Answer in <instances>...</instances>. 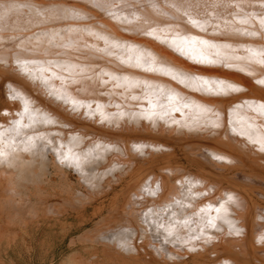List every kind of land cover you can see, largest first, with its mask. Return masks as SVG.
<instances>
[{"label":"bare ground","instance_id":"bare-ground-1","mask_svg":"<svg viewBox=\"0 0 264 264\" xmlns=\"http://www.w3.org/2000/svg\"><path fill=\"white\" fill-rule=\"evenodd\" d=\"M9 2L38 5L41 11L56 5H77L90 16V19L81 21V25L87 24L97 31L140 44L165 60L186 69L196 67L150 38L137 35L136 22L117 24L108 16L106 6L115 3L123 9V15L136 12L143 17L154 18L148 7L149 0H95L104 7H92L94 0H0V5ZM154 2L163 7L166 0ZM35 11L23 7L0 22V44L3 47H13L24 42L23 46L31 49L38 35L46 31L62 30L72 23H38L39 18L36 17ZM158 19L163 21V18ZM61 35L65 34L61 32ZM208 38L220 43L233 40L259 43L248 41L244 37L225 35ZM3 47H0V60L8 59L9 56L3 51ZM45 50L48 54L44 59L69 60L74 64L94 66L88 74L91 79L86 76L79 83L70 86L69 90L74 96L99 101L104 105L111 103L135 104L141 108L148 106L146 99L126 101L119 95L118 89L112 90L111 85H101L95 73L101 68L116 70L113 68L115 61L113 64L108 63L112 58L93 59L87 50L76 51L57 47L55 44L49 46L46 40L36 52L39 54ZM204 74L237 83L245 91L212 105L221 112V128L188 131L185 128L168 127L163 123L153 127L139 119L121 120L118 127L101 124L86 118L83 112L71 113L67 111V106L47 97L38 84H33L14 71L10 60L7 64L0 63V126L7 128L8 121L15 118V113L20 109L17 101L7 99L6 94L11 85L31 96L35 107L51 112L67 125L64 128L37 126V132L50 133V139L66 146L70 135L82 137L79 148L75 149L77 152H86L95 142H110L119 149V152L101 153V159L87 164L84 172L88 175L85 176L71 168L53 164L50 151L43 167L35 161L28 163V159L32 158L24 153H20L21 159L25 161L20 168L9 169L0 165V237L5 236L4 239L9 241L5 244L6 248H0V257L1 254H9V244L14 242L18 235L15 230L22 229L18 233L24 238L29 237L31 241L41 240L40 237L47 233L56 235L59 231L58 236L67 242L65 248L68 253L64 254L65 257L58 264H152V261L157 259L153 249L163 245L162 229L158 231L153 226L150 231H144L142 239L135 241L138 249L135 256L119 247L123 236L133 231L134 227H140L139 219L132 213L139 214L149 209L153 213L159 212L158 217L150 216V221L157 219L166 226L171 223L176 228L177 235L184 237L188 234V227L182 223L184 219H189V226L195 228V224L191 222L198 219L195 213L201 207L208 204L217 207L226 194L232 193L238 196L240 207L228 206L229 219L238 222V226L244 230L243 235L239 238L230 236L227 225L217 221L221 231L208 230L213 239L207 244L196 242L195 251L189 252L179 243L175 247L172 244L163 245L171 256L176 257L167 264H222L223 261H228V264H264V245L256 242L258 236L264 233V154L253 150L251 146L245 147L246 141L228 130L229 109L232 105L244 99H264V88L254 83V77H248L244 73L207 69ZM172 86L178 87L174 84ZM76 89L80 91L77 92ZM110 91L114 92L111 96L107 94ZM186 94L201 101L215 100L202 97L199 93ZM105 110L116 111L112 107ZM4 112H7V115H4ZM253 115L241 110L238 116L233 115L232 119L234 122L239 119L240 124L236 126L244 127L247 117ZM176 117L181 119L179 113ZM255 123L260 124V120ZM29 134H32L31 130ZM19 142L20 137H17L14 143L18 148L21 147ZM134 144H147L157 150L149 148L141 156L131 151ZM0 148L7 149L8 141L0 144ZM215 156L224 159H213ZM106 170L112 171L108 174ZM149 178L153 184L160 182V191L155 197L145 194L143 199H138L141 187ZM185 178L199 181L192 189L194 193L207 190L208 195L195 199L187 197L183 192L187 185L181 184ZM174 200L183 201L185 206H177ZM189 203L190 206H187ZM129 207L132 208V213L127 211ZM172 213H175V216ZM211 214L214 216L215 212ZM74 230L78 231L74 233Z\"/></svg>","mask_w":264,"mask_h":264},{"label":"snow or ice","instance_id":"snow-or-ice-1","mask_svg":"<svg viewBox=\"0 0 264 264\" xmlns=\"http://www.w3.org/2000/svg\"><path fill=\"white\" fill-rule=\"evenodd\" d=\"M23 7L36 10L38 23L52 21H72V23L62 30L46 31L38 35L31 49L25 48L24 42L13 47H3L0 44L3 51L9 54L8 59L0 60V63L7 64L10 60L13 70L33 84H38L47 97L67 106V111L83 112L86 118L101 124L118 127L121 120L139 119L153 127L163 123L168 127L175 126L188 131L221 128L223 126L221 112L212 105L238 95L245 89L227 79L204 74V70L207 69H226L244 73L248 77H254V83L264 88V0H199V2L198 0H166L163 7L154 0H149L148 7L154 18L143 17L136 12L123 15V9L115 3L106 6L108 16L115 23L136 22L137 35L150 38L188 64L196 66L188 69L165 60L140 44L123 40L107 32L97 31L87 24L81 25L80 22L90 19V16L77 5L70 7L56 5L41 11L38 5L9 2L0 5V22ZM92 7H104V5L94 0ZM158 18H163V21ZM61 32L65 35H61ZM218 35L244 37L248 41H259V43H245L242 40L220 43L208 38ZM45 40L49 46L55 44L57 47L76 51L87 50L92 54L90 58L93 59L112 58L108 63L113 64L115 61L113 68L116 70L101 68L95 73L101 85H111L112 90L118 89L119 95L126 101L146 99L148 106L141 108L135 104L104 105L99 101L94 102L74 96L69 90L70 86L79 83L86 76L91 79L88 74L94 66L74 64L69 60L44 59L43 57L48 54L47 51L38 54L36 50ZM173 84L178 87H173ZM76 91L79 92L80 89ZM186 93H199L202 97L215 98V100L201 101ZM107 94L111 96L114 92L110 91ZM6 95L7 99L17 101L20 109L15 113V118L8 121L7 128L0 126V144L8 141L7 149L0 148V165H5L9 169H18L25 163L20 156V153H24L32 158L28 159V163L35 161L43 167L50 151L53 164L71 168L81 176H85L88 175L84 172L85 166L101 159V153L119 152L117 146L110 142L104 144L95 142L86 152H77L75 149L79 148L83 138L76 135L69 136L67 146L58 141L54 142L49 138L50 133L37 132V126L64 128L67 127L66 124L51 112L35 107V101L22 90L9 85ZM108 107L115 108L116 111L108 112L105 110ZM241 110L254 115L247 117L246 126L237 127L240 120L234 122L232 117L238 116ZM177 113L181 119H177ZM4 115H7V112H4ZM256 120H260V124H256ZM29 130L32 134H29ZM228 130L233 135L242 137L246 141L245 147L251 146L253 150L264 154V99L260 101L244 99L240 103L233 104L229 109ZM17 137H20L19 148L14 143ZM149 148L153 151L157 150L147 144H134L131 146V151L143 156L145 150ZM213 159L222 160L224 157L215 156ZM111 171L106 170V173L110 174ZM181 184L187 185L183 189L187 197L195 199L208 195L207 190L195 193L192 191L199 181L185 178ZM160 187L159 181L153 184L149 178L141 187V195L137 198L143 199L145 194L155 197ZM174 203L179 207L185 206L181 200H174ZM229 205L239 208L238 196L228 193L217 207L211 204L201 207L195 213L198 219L191 222L195 224V228L189 226V219H184L183 226L188 227V234L184 237L177 235L176 228L171 223L166 226L157 219L150 221L149 217H158L159 212L153 213L149 209L137 214L132 213V208L129 207L127 211L139 219L140 227L133 228L135 235L130 231L123 236L119 247L135 256L138 250L135 241L142 239L144 231H150L154 226L158 231L163 230V245L172 244L175 247L179 243L182 248L192 252L196 250V242L202 244L211 242L213 236L208 230L221 231L217 221L227 225L230 236L239 238L244 230L238 226L237 221L229 219ZM187 206H190V203ZM212 212H215L214 216ZM172 215L175 216V213ZM172 237L175 239H171ZM256 242L264 245V233L258 236ZM163 245L153 249L157 259L153 260L152 264H167L168 261L176 259ZM222 264H228V261H223Z\"/></svg>","mask_w":264,"mask_h":264},{"label":"rangeland","instance_id":"rangeland-1","mask_svg":"<svg viewBox=\"0 0 264 264\" xmlns=\"http://www.w3.org/2000/svg\"><path fill=\"white\" fill-rule=\"evenodd\" d=\"M19 230L20 229L15 230V233L18 234V235H16V237H17L15 239L16 242L14 241L15 243L12 242L11 244H9V249H10L9 254L8 255L1 254L0 264H48V263L49 264H58L65 257V255H67V253H68V251L65 248L67 242L62 241L61 240L62 237L58 236L59 231L56 232V235H53V233H47L44 237H40L41 240L37 239V241H31V239H29V237H27V238L22 237V235H20V233H18ZM20 231H22V229ZM77 231L78 230H74L73 232L75 233ZM4 238H5V236L0 237V248L1 247L6 248L7 245H5V244L9 243V241L7 239H4ZM18 242H19V245H18ZM28 247H29V249H28ZM46 252H47V254H46ZM0 253H2V251H0ZM50 261H52V262H50Z\"/></svg>","mask_w":264,"mask_h":264}]
</instances>
